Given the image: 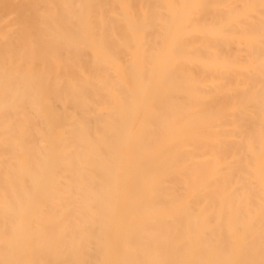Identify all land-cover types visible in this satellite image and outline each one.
<instances>
[{
    "label": "bare ground",
    "instance_id": "obj_1",
    "mask_svg": "<svg viewBox=\"0 0 264 264\" xmlns=\"http://www.w3.org/2000/svg\"><path fill=\"white\" fill-rule=\"evenodd\" d=\"M0 264H264V0H0Z\"/></svg>",
    "mask_w": 264,
    "mask_h": 264
}]
</instances>
